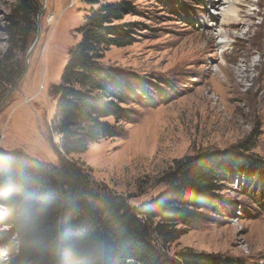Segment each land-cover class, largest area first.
Here are the masks:
<instances>
[{
	"label": "rangeland",
	"instance_id": "374dc122",
	"mask_svg": "<svg viewBox=\"0 0 264 264\" xmlns=\"http://www.w3.org/2000/svg\"><path fill=\"white\" fill-rule=\"evenodd\" d=\"M129 1L137 12L120 22L132 24L135 41L112 47L105 61L145 79L146 94H136L120 137L65 156L91 167L98 184L135 207L166 191L176 159L251 143L246 153L264 163V0H238L226 25L214 8L219 0ZM88 8L82 0H0V159L22 151L59 164L53 86L81 39ZM252 180L247 185L240 174L227 182L224 206L203 210L163 247L164 258L192 249L264 264V168ZM2 210L0 203V264H11L17 238Z\"/></svg>",
	"mask_w": 264,
	"mask_h": 264
},
{
	"label": "trees",
	"instance_id": "16d2710c",
	"mask_svg": "<svg viewBox=\"0 0 264 264\" xmlns=\"http://www.w3.org/2000/svg\"><path fill=\"white\" fill-rule=\"evenodd\" d=\"M82 2L89 8L77 29L81 39L53 86L59 164L22 151L1 155L0 203L17 238L11 264H238L192 249L177 260L165 259L162 250L202 219L203 210L224 206L220 191L233 177L243 175L248 185L260 174L264 163L246 153L253 144L174 160L164 179L166 191L140 207L98 184L84 162L65 156L120 137L136 94L147 89L145 79L105 61L112 47L135 41L132 24L120 20L134 15L136 5Z\"/></svg>",
	"mask_w": 264,
	"mask_h": 264
},
{
	"label": "bare ground",
	"instance_id": "6f19581e",
	"mask_svg": "<svg viewBox=\"0 0 264 264\" xmlns=\"http://www.w3.org/2000/svg\"><path fill=\"white\" fill-rule=\"evenodd\" d=\"M238 0H219V4H215L214 8L216 7L217 10V15L220 16V18L222 19V23H224L225 25L228 24L232 19L236 18V14H238V5L237 2ZM226 4H228V6H225ZM225 6V7H223ZM218 16V17H219ZM218 17H214V20H217V23H214L215 25H218L219 22V18ZM227 45V41H223L221 42V46L224 47Z\"/></svg>",
	"mask_w": 264,
	"mask_h": 264
}]
</instances>
